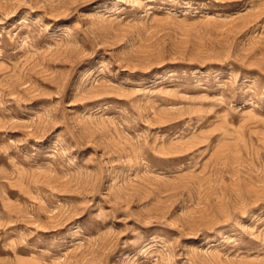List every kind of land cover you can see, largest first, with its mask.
<instances>
[{
  "label": "rangeland",
  "instance_id": "obj_1",
  "mask_svg": "<svg viewBox=\"0 0 264 264\" xmlns=\"http://www.w3.org/2000/svg\"><path fill=\"white\" fill-rule=\"evenodd\" d=\"M0 264H264V0H0Z\"/></svg>",
  "mask_w": 264,
  "mask_h": 264
}]
</instances>
